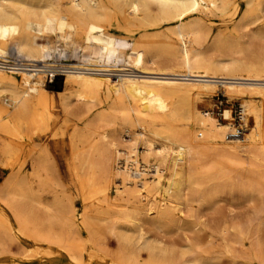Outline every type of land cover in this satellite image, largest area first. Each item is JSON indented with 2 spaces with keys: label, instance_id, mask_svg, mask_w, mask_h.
Wrapping results in <instances>:
<instances>
[{
  "label": "bare ground",
  "instance_id": "obj_1",
  "mask_svg": "<svg viewBox=\"0 0 264 264\" xmlns=\"http://www.w3.org/2000/svg\"><path fill=\"white\" fill-rule=\"evenodd\" d=\"M241 3L236 26L214 33L207 21L231 10L239 12ZM161 24L166 30L157 29ZM141 27L153 30L136 34ZM115 29L135 35L126 37ZM224 37L238 45V52L247 50L241 43L264 41V0H0V56L10 44L26 60L41 63L42 70L0 69V94L9 93L0 97V156L11 169L0 185V202L39 203L32 181L19 176L20 167L29 164L39 181L54 169L51 151L34 139L51 131L55 108L65 124L93 114L82 129L76 125L70 132L67 165L78 182L85 226H92L91 219L115 217L109 231L117 250L109 264H216L197 257L196 251L229 229L239 236L245 231L239 223L217 231L204 219L222 194L231 199L237 195L251 206L253 216L264 218V47L259 51L262 56L239 60L227 53L226 58L209 59L189 46L190 41L202 46L210 38L217 45ZM56 43L77 48L79 61L48 63ZM123 45H129V51ZM45 71H62L61 90L45 88ZM219 88L258 96L259 108L243 104V112L247 109L254 119L244 136L239 137L230 124L203 117L191 104L170 103L177 92ZM104 101L107 107L93 112ZM229 112L224 110L225 119ZM194 123L201 126L200 132ZM123 127H138L141 132L120 140L117 130ZM51 135L63 138L65 131L60 128ZM138 138L143 139V163L137 154ZM147 164L152 167L151 179ZM166 168L170 174L164 184ZM111 188L117 192L114 200L122 204L111 203ZM228 216L234 219L236 214ZM123 222L134 228H125ZM143 225L181 231L187 246L192 232L197 235L196 249L187 248V258L173 257L165 241L144 236ZM256 249L253 242L254 253L246 258L264 264ZM141 250L146 251L143 261Z\"/></svg>",
  "mask_w": 264,
  "mask_h": 264
},
{
  "label": "rangeland",
  "instance_id": "obj_2",
  "mask_svg": "<svg viewBox=\"0 0 264 264\" xmlns=\"http://www.w3.org/2000/svg\"><path fill=\"white\" fill-rule=\"evenodd\" d=\"M240 5L239 12L231 10L225 15L207 21L212 31L214 33L231 31L242 14L244 5L242 3ZM260 24L262 23L259 22L256 25L259 26ZM165 26L166 24H161L157 29L164 31L166 30ZM248 29L254 30L255 27L249 26ZM151 30H153L151 27H141L135 33ZM113 32L126 37L135 35L134 32L118 29ZM243 32L248 31L244 29ZM241 44L247 47L246 51L238 52V45L230 42L228 37H224L221 43L217 45L212 44L211 38L202 46L189 42L190 47L192 46L198 52H203V55L209 59L226 58L224 53L239 60H247L251 56H262L259 51L260 48L264 47V41L254 40ZM9 45L6 51L14 49ZM55 46V51L47 54L48 63L53 62L61 65L75 64L79 61L80 51L77 48L67 47L60 43H56ZM123 49L129 51V45H123ZM63 82L64 76H58L53 83L46 84L45 88L56 92L63 88ZM1 92V99L8 97L9 93L6 90ZM175 96L176 98L171 99L170 103L191 104L196 111L200 112L202 116L204 115L203 117H210L220 125L230 124L237 129L239 137L244 136L254 125L253 116L249 114L248 110L243 112V104L251 102L257 108L261 106L256 95L224 92L222 88L214 92H191L190 94L177 92ZM125 102L129 103V100L125 99ZM107 105L104 101L93 112L98 113ZM225 109L230 111L228 119L223 116ZM53 112L57 119L51 124V131L41 139H34V142L47 146L51 151L54 169H49L48 177L39 181L37 174L30 173L29 164L25 163L20 167L19 176L26 175L32 181L31 187L35 191L39 203L24 201L22 204L11 199L0 202V214L3 217V221L0 222V264H109V262H113L109 256L115 255L117 250L116 240L109 231L115 217L111 216L110 219L100 221L91 219L88 222L92 226H85L82 213L85 209L78 192V182L73 170L67 165L71 156L68 147L70 132L76 125L78 129H82L86 121L93 117V114L82 121L70 119L65 124L59 108H55ZM192 126L196 132L202 130L201 126L195 123ZM60 128L65 131L63 138L51 135L52 131ZM117 131L120 140L129 139L130 135L141 132L138 127H123L118 128ZM143 146V139L138 138L136 148L141 163H143L140 158ZM20 164V160L16 161L14 169L18 168ZM118 164L121 166V162ZM148 165L145 168L147 169V177L151 179L152 171L150 170L152 167H148ZM10 173L11 169L7 168L5 160L0 156V185L8 180ZM169 174L170 170L164 169L163 176L165 177L162 183H166V177ZM108 194L112 198L111 203L113 205L122 204L121 200H114L113 198L117 195L115 188H111ZM106 207L104 205V208ZM250 207L248 203L237 199V195L235 199H231L227 193L222 194L218 203L204 219L213 227H217V231H221L224 226L239 223L245 229L244 235L239 236L234 230L229 229L222 237L213 239L210 245L202 246L199 251H196V256L210 258L216 264H253L246 257L247 254L254 253L251 250V245L254 242L257 244L255 253L264 258V218L259 217V220L258 217L253 216ZM112 208L109 206L108 210H112ZM228 214H236V216L233 219ZM122 225L125 228H134L133 225H126L124 222ZM142 228L145 231V237L165 241L173 257L185 256L187 258V253H185L187 248L196 249L194 244L197 235L192 232L189 234L191 245L187 246L181 231L174 229L171 231L167 226L156 228L143 225ZM131 239H135L134 236ZM171 243L173 246L170 245ZM139 254V258L143 261L146 257V251L141 250ZM156 255L157 250H154V256Z\"/></svg>",
  "mask_w": 264,
  "mask_h": 264
},
{
  "label": "built area",
  "instance_id": "obj_3",
  "mask_svg": "<svg viewBox=\"0 0 264 264\" xmlns=\"http://www.w3.org/2000/svg\"><path fill=\"white\" fill-rule=\"evenodd\" d=\"M58 65V64H57ZM41 63L31 62L26 60L14 49H9L5 54L0 56V69L6 71H27V72H40ZM42 71V70H41ZM45 85L53 83L58 76H64L62 71L51 73L45 71L43 73Z\"/></svg>",
  "mask_w": 264,
  "mask_h": 264
},
{
  "label": "trees",
  "instance_id": "obj_4",
  "mask_svg": "<svg viewBox=\"0 0 264 264\" xmlns=\"http://www.w3.org/2000/svg\"><path fill=\"white\" fill-rule=\"evenodd\" d=\"M58 91V90H57Z\"/></svg>",
  "mask_w": 264,
  "mask_h": 264
}]
</instances>
